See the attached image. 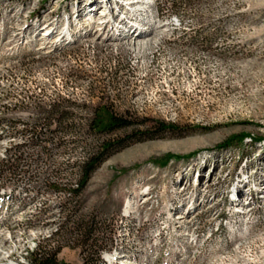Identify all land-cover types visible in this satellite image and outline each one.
Segmentation results:
<instances>
[{
  "label": "rangeland",
  "instance_id": "1",
  "mask_svg": "<svg viewBox=\"0 0 264 264\" xmlns=\"http://www.w3.org/2000/svg\"><path fill=\"white\" fill-rule=\"evenodd\" d=\"M103 2L0 0V264L37 246L56 264H264V0L132 6L116 14L139 17L135 42L100 26ZM104 109L134 126L95 135Z\"/></svg>",
  "mask_w": 264,
  "mask_h": 264
},
{
  "label": "trees",
  "instance_id": "2",
  "mask_svg": "<svg viewBox=\"0 0 264 264\" xmlns=\"http://www.w3.org/2000/svg\"><path fill=\"white\" fill-rule=\"evenodd\" d=\"M105 111H100V110H94L92 113V117L89 122V129L98 136H104V135H109L115 131L122 130L125 128H129L134 126V123L131 121H128L122 117L116 116L111 110H106ZM158 130L161 133H166V132H178L179 129L170 124H165V123H159L158 125ZM138 134H132L126 136L124 139L113 141V142H107V143H102L99 146L98 152L93 155L90 159L87 160L86 163L81 168V176L80 179L76 185V188L68 190V192L74 196H78L86 186V183L88 182L91 174L94 172V170L103 162V160L107 157V155L122 147L123 144L126 142L134 141L136 140ZM238 144L242 142V137H232L225 141L222 145H220L218 148L219 149H227L233 144ZM174 159L171 156H167L164 161L165 163H158V166L165 165L168 160ZM176 159H181L180 157H176ZM55 191H60L58 187H53ZM78 232L83 231V234L81 237L85 236L86 238L84 239L83 246L87 244V241H89L91 237V227L86 228L84 226L79 227ZM40 247L37 246L35 248V251H32L31 254H29L30 257H27L28 260L32 264H56V257L55 255H49V254H43L39 255ZM39 256V257H38Z\"/></svg>",
  "mask_w": 264,
  "mask_h": 264
},
{
  "label": "bare ground",
  "instance_id": "3",
  "mask_svg": "<svg viewBox=\"0 0 264 264\" xmlns=\"http://www.w3.org/2000/svg\"><path fill=\"white\" fill-rule=\"evenodd\" d=\"M114 3H116V9H117V11H116V13H119V11H120V13L121 14H124V15H127V16H132V14L130 13L131 11V9H133V8H131L132 6H134V7H136V10L138 9H140L141 7H143V6H145V5H147L148 3H150L151 2V0H134V1H132V2H123V0H112ZM125 1V0H124ZM117 2H119V3H121L122 5L119 7L118 5H117ZM153 2V1H152ZM135 3V4H134ZM132 4H134V5H132ZM131 5V6H130ZM108 6V5H107ZM123 6H125V9H129V8H126V6H130V9L129 10H127L129 13L128 14H125L124 13V9H123ZM121 9L122 10H124V11H122L121 12ZM121 14H119V16L122 18V23L120 24V22L118 23V24H120V26L117 24V25H115L116 27L115 28H119V29H121V30H123V31H121L122 33L123 32H128V35L129 34H131V35H129V37L130 38H132V37H134L133 38V41L135 42V41H141V40H143V39H145L146 37L144 36V33L143 32H145V30L143 29V28H141L140 29V25L137 23L139 20H138V18H136L137 20H134L133 18H130V17H125V16H122ZM100 16L101 17H99V19L101 20H99V22H101L100 24V26H103L102 24L103 23H107L108 21H110V18H109V16H110V12H109V10H108V12H107V10H103L102 12H101V14H100ZM138 16V15H137ZM105 17H107L106 19L107 20H104V18ZM112 20V19H111ZM134 20V21H133ZM156 21V20H155ZM156 25V24H155ZM122 27V28H121ZM124 27V28H123ZM126 28H128V29H126ZM124 29H126L127 31H125ZM100 29L98 28L97 30H96V32L97 31H99ZM155 30V29H154ZM157 31V30H156ZM44 33H43V36H46V35H48V34H50L52 31H50V29H46L45 31H43ZM150 33V32H149ZM132 40V39H131Z\"/></svg>",
  "mask_w": 264,
  "mask_h": 264
}]
</instances>
